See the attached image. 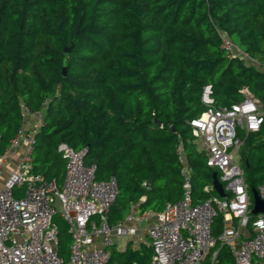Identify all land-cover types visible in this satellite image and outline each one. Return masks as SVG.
I'll use <instances>...</instances> for the list:
<instances>
[{"label": "trees", "instance_id": "trees-1", "mask_svg": "<svg viewBox=\"0 0 264 264\" xmlns=\"http://www.w3.org/2000/svg\"><path fill=\"white\" fill-rule=\"evenodd\" d=\"M223 34L252 60L229 55ZM263 65L264 0H0V154L25 122L24 104L42 117L32 172L61 185L58 145L86 148L95 178L118 182L110 223L124 219L131 202L160 212L182 196L178 145L192 167L194 202L220 197L213 174L221 180V173L207 164L190 121L206 110L208 85L214 106H231L248 91L264 114ZM238 134L253 202L251 188L264 184V122ZM53 219L66 263L69 224L59 212ZM223 227L219 212L213 233ZM216 248L220 264H234L226 245ZM111 253L119 264H151L153 249Z\"/></svg>", "mask_w": 264, "mask_h": 264}, {"label": "built area", "instance_id": "built-area-1", "mask_svg": "<svg viewBox=\"0 0 264 264\" xmlns=\"http://www.w3.org/2000/svg\"><path fill=\"white\" fill-rule=\"evenodd\" d=\"M222 47L231 56L252 60L226 34ZM211 93V86H205L202 99L207 108L191 119L190 125L196 138L201 139L198 143L206 151L207 164L220 171L231 196L194 202L192 167L178 145L183 192L177 201L156 213V221L148 228L151 264H220L218 242L229 248L234 264H264V212L251 216L253 202L237 156L243 143L239 129L258 131L264 114L259 101L248 91L242 101L221 107L213 105ZM22 109L25 122L6 153L14 152L19 145L25 149L18 168L0 184V264H119L112 260L111 248L118 238L135 235L148 213L139 211L140 202H131L124 219L109 222L108 212L119 193L118 182L115 176L95 178L96 166L85 162L86 148L75 149L65 142L58 145L66 161L61 185L32 172L35 134L42 120L26 105ZM29 115L37 121L27 127ZM0 161H5L4 155ZM257 190L264 199V184ZM56 197L62 202L61 210L53 205ZM57 212L69 224L72 237L66 263L58 253L59 231L53 221ZM219 212L223 213L224 227L215 235L212 227Z\"/></svg>", "mask_w": 264, "mask_h": 264}, {"label": "crops", "instance_id": "crops-1", "mask_svg": "<svg viewBox=\"0 0 264 264\" xmlns=\"http://www.w3.org/2000/svg\"><path fill=\"white\" fill-rule=\"evenodd\" d=\"M255 64L258 65V62ZM262 67L264 69V65ZM39 120H42L41 116L39 117ZM36 121H37L36 117L29 115L26 119L25 124H27V127H28L29 125H32ZM24 149H25L24 145H19L14 150V152H7L6 153V151H5L4 153L0 154V156H2V155L5 156V161L4 162L0 161V184H2L6 180V178L10 175V173L12 171H14L18 168ZM239 151H240V149H239ZM237 156L240 159L239 153ZM144 199H145V197L143 196L141 198V201H143ZM147 213H148V218L146 219V221H144L143 223H141L139 225V229L135 235H133L132 237H121V238L128 239L122 247H120L118 240H117V244L114 246L117 250L125 251L128 247H130L131 249H138L141 246H150L149 245L150 238L148 236V228L156 221V213L157 212L147 211ZM233 222L235 223V221H233ZM218 250H219V248H218Z\"/></svg>", "mask_w": 264, "mask_h": 264}, {"label": "water", "instance_id": "water-1", "mask_svg": "<svg viewBox=\"0 0 264 264\" xmlns=\"http://www.w3.org/2000/svg\"><path fill=\"white\" fill-rule=\"evenodd\" d=\"M70 48H65L66 52H69ZM65 72V70H64ZM157 124H161L160 121H156ZM214 177V188L217 191V193L219 194L220 197H225L226 196V191H225V187L223 186V183L221 182V180L219 179L217 172H214L213 174ZM251 193H252V197H253V207L251 212L254 215H257L258 213L264 212V199L260 196L257 188L253 187L251 188ZM53 205L55 206V208L57 210H61L63 205L62 202L56 197Z\"/></svg>", "mask_w": 264, "mask_h": 264}, {"label": "rangeland", "instance_id": "rangeland-1", "mask_svg": "<svg viewBox=\"0 0 264 264\" xmlns=\"http://www.w3.org/2000/svg\"><path fill=\"white\" fill-rule=\"evenodd\" d=\"M201 142V139L199 138V137H197L196 138V142ZM197 142V143H198ZM199 143H198V146H199ZM201 146H199V148H200ZM201 149H203V147H201ZM239 153V155H240V152H238ZM128 239H126V238H118V243H119V245H120V247H122L123 245H124V243H126V241H127Z\"/></svg>", "mask_w": 264, "mask_h": 264}]
</instances>
